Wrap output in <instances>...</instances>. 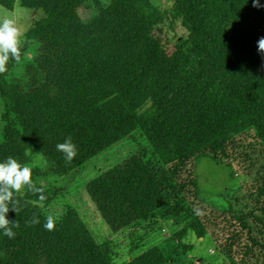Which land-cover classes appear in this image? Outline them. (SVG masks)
<instances>
[{
    "label": "trees",
    "instance_id": "obj_1",
    "mask_svg": "<svg viewBox=\"0 0 264 264\" xmlns=\"http://www.w3.org/2000/svg\"><path fill=\"white\" fill-rule=\"evenodd\" d=\"M87 1L100 2L0 0L7 10L17 2L44 13L24 34L20 61L38 44L24 76L9 78L17 64L11 58L0 73V162L12 156L26 165L34 150L63 176L140 130L167 175L160 178L140 153L88 182L110 231L160 211L185 214V230L209 235L232 264H264V56L257 51L264 7L253 0H170L169 14L187 36L168 54L152 0H106L83 22L77 10ZM67 137L77 149L71 162L56 149ZM197 158L244 172L240 211L206 210L188 172ZM42 194L44 200L27 187L14 192L20 210L7 218L19 227L11 239L0 230V264H114L75 214L46 230L38 205L49 199ZM34 216L39 224L28 223ZM124 264H170V257L155 246Z\"/></svg>",
    "mask_w": 264,
    "mask_h": 264
},
{
    "label": "rangeland",
    "instance_id": "obj_2",
    "mask_svg": "<svg viewBox=\"0 0 264 264\" xmlns=\"http://www.w3.org/2000/svg\"><path fill=\"white\" fill-rule=\"evenodd\" d=\"M156 14L160 18L155 24L158 38L166 53H170L179 39L187 33L179 21L173 19L169 10L170 0H152ZM108 2L100 0L99 6L87 1L77 10L79 18L87 22L98 15L100 8H106ZM44 18L42 9L22 8L15 2L10 10L0 6V21L11 19L20 33V49L23 47L24 34L36 22ZM115 18V17H114ZM38 44L33 43L26 51L22 61L9 71V78H22L26 67L34 58ZM2 104L0 101V116ZM2 123L0 121V141ZM145 153V162L162 178L167 175V167L158 160L155 152L140 130L106 148L82 166L63 176L50 172L43 157L29 150L26 164L35 171L31 177L36 186L46 190L47 204H39L42 215L55 217V223L68 213H73L98 245L108 248L114 264H124L152 247H162L170 257V264H232L233 258L223 256L214 247L211 237L198 238L195 233L186 231V215L171 218L162 212L152 215L147 221L136 222L118 232H112L103 221L86 192L88 182L104 172L121 164L127 158ZM38 154V155H37ZM188 172L195 178L199 188V197L206 210L222 213L226 210L240 211L248 180L244 172L235 166L220 164L208 158H197ZM23 188L19 191L22 192ZM235 262V261H234Z\"/></svg>",
    "mask_w": 264,
    "mask_h": 264
},
{
    "label": "clouds",
    "instance_id": "obj_3",
    "mask_svg": "<svg viewBox=\"0 0 264 264\" xmlns=\"http://www.w3.org/2000/svg\"><path fill=\"white\" fill-rule=\"evenodd\" d=\"M253 7L260 8L264 7V5H260L259 0H253ZM19 37L18 28L11 19L0 21V73H4L7 70L6 64L10 58L16 63L20 62L21 41ZM257 51L264 56V36H261L257 41ZM56 149L64 154L67 162H71L77 155L76 145L72 142L71 137H67L64 142L58 143ZM31 175V168L27 165H22L12 156L0 162V230H3L4 235L10 239L15 237L13 228L19 227L17 221H10L7 218L10 210L15 213L20 210V202L14 199V192H19L22 188L27 187L29 191L41 193V200L45 199L42 194L43 188L37 187L33 183ZM28 223L39 224L40 221L34 216ZM43 227L49 231L53 230L55 227V217L51 214L48 215Z\"/></svg>",
    "mask_w": 264,
    "mask_h": 264
}]
</instances>
